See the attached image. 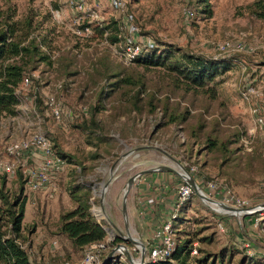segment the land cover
<instances>
[{"label":"rangeland","instance_id":"1","mask_svg":"<svg viewBox=\"0 0 264 264\" xmlns=\"http://www.w3.org/2000/svg\"><path fill=\"white\" fill-rule=\"evenodd\" d=\"M251 1L128 0L125 9L118 11L110 7L109 0H86L88 5H97L100 27H107L106 34L99 36L95 30L100 27L94 22H76L80 14L69 0H0L1 23L32 17L34 25L39 24L43 31L53 27L52 63L37 64L30 73L33 82L19 86L14 115L0 114V163L14 165L12 174L0 172L6 189L13 192L22 182V162L17 165L6 151L12 141L41 132L66 163L54 181V190L31 192L22 183L25 204L20 245L32 264L80 257L82 250L71 248L56 227L59 215L73 207L68 190L76 184L86 187L92 196L87 200L90 214V208L99 209L98 214L94 211L97 217L104 215L123 233L127 225L130 237L143 244L144 236L135 231L129 216L124 226L123 187L132 173L164 164L182 175L178 167L184 169L210 199L220 200L224 188L243 199L244 208L253 209L245 215H222L209 207L218 206H208L192 192L177 210L178 219L172 226L174 239L189 236L197 250L194 256L222 251L224 264H246V256L264 264V126L249 132L248 105L240 97L242 85L250 83L258 92L252 101L264 108V21L247 13ZM183 9L191 11L187 23ZM124 13L132 15L139 34L154 39L158 49L164 43L203 57L223 58L228 68L203 87L184 91L180 84H174L176 76L164 67L122 61L112 49L121 45L117 33ZM84 25H89V33L74 34L75 27ZM120 32L124 34L125 30ZM227 40H241L253 50L224 54L213 50L211 42ZM115 74L118 79L128 77L130 83L110 87L109 83L117 80ZM101 91L104 94L99 97ZM47 95H53L64 112L76 116L53 120L45 104ZM149 102L154 105L150 112ZM165 102L168 107L162 114ZM82 107L84 113L80 112ZM183 109L188 111L183 123L166 122L170 112L176 114ZM90 119L97 127L90 124ZM200 121L205 127L197 136L192 135L191 127ZM207 134L219 141H233L227 146L233 150L228 159L223 160L218 151L205 149ZM111 165L116 170L100 200L99 183L107 178ZM164 175L175 179V184L181 181L173 173ZM209 183L217 190L207 193ZM99 221L107 224L105 219ZM118 238L116 244L128 248L132 258L139 256L136 245Z\"/></svg>","mask_w":264,"mask_h":264},{"label":"trees","instance_id":"2","mask_svg":"<svg viewBox=\"0 0 264 264\" xmlns=\"http://www.w3.org/2000/svg\"><path fill=\"white\" fill-rule=\"evenodd\" d=\"M200 2L203 3L205 0H200ZM246 11L251 17L264 21V0H252L246 6ZM38 25H34L32 17H27L21 22H9L7 20L0 22V114L14 115L15 106L19 102L20 91L18 89L22 85V80L27 77L30 84L33 82L30 73L37 64L49 66L52 63L50 49L52 47L53 27L43 31ZM106 28L105 25L97 28L95 33L101 36ZM111 37L108 38L111 39ZM112 39L116 41L114 35ZM163 45L161 49L155 47L137 56L132 62L146 67L168 69L176 76L173 78L174 84H180L184 91L203 87L218 72L222 73L228 68V63L223 58H207L164 43ZM117 75L113 76L117 78ZM121 83H130L129 78H117V80L109 83V86L116 87ZM103 94L104 91H101L99 97ZM149 106L150 112L154 109V105L149 102ZM167 107L165 102L161 107L163 108L162 114L166 113ZM97 109L99 108L94 107L93 110ZM187 115L186 109L181 112L178 111L176 114L170 112L166 122L177 120L179 123H183ZM90 124L97 127V123L91 119ZM204 127V123L198 122L191 127L192 135L197 136ZM231 142L233 141L228 139L219 141L215 136L209 134L204 139L205 149L218 151L224 156L223 160L228 159V156L233 152L227 147ZM66 157L70 158L69 156ZM94 157L95 155L90 159H94ZM18 183L17 189L11 192L5 188L4 178L0 177V264H32L28 260L26 252L20 247V239H22L21 221L25 199L22 195V182ZM68 194L73 202V207L59 215L56 225L58 233L69 241L71 248L78 250H82L90 243L103 241L105 232L88 211L87 200L91 198L88 189L76 184L70 187ZM176 219H178V215L172 220V226ZM202 238L201 240H203ZM119 241L118 236H115L112 243L116 244ZM175 242L174 251L166 259L143 264H224L222 251L217 254L201 251V255H190L193 240L189 236L175 240ZM244 262L257 264L252 261L251 257L247 256Z\"/></svg>","mask_w":264,"mask_h":264},{"label":"built area","instance_id":"3","mask_svg":"<svg viewBox=\"0 0 264 264\" xmlns=\"http://www.w3.org/2000/svg\"><path fill=\"white\" fill-rule=\"evenodd\" d=\"M127 3L128 0H109L110 7L118 11H123ZM69 4L80 14L76 17V22L86 19L88 24L90 22H94V24L98 27L102 25V19L97 5H88L86 0H69ZM182 13L184 22L187 23V20L191 15V11L189 9H183ZM118 28L119 32L117 33V38L120 39L119 43L121 45L118 46L117 49H112V51L115 56L124 62H132L137 56L157 47L154 39L149 36L139 34L138 28L133 24L132 15L130 14L124 13L122 15V20ZM120 30H125V33L122 34ZM89 32V25L75 27L74 29V34L76 35L87 34ZM103 34L105 35L106 32L103 31ZM211 46L218 54L230 52H251L253 50L252 47L244 45L241 40L211 42ZM28 84L29 79L25 77L22 80V85ZM257 94L258 92L254 90L250 83L245 82L242 85L240 97L248 105L251 123L249 132H253L256 128L260 129L264 126V108L252 101V98ZM45 104L49 110L50 117L56 122H60L63 116L68 118L76 116L69 111L64 112L61 104L55 100L53 95H47L45 97ZM85 111L84 107L80 109V112L84 113ZM6 151L11 157H13L17 165L19 164V161L22 162L20 164L22 166V183L24 187L31 192L49 189L54 190V181L66 167L64 158H62L54 150L52 143L41 132H34L28 137L10 142L6 146ZM26 161H31L32 164L29 166L25 165ZM13 166V164L3 166L0 163V172L5 175L12 174ZM197 187L205 196H208L198 185ZM206 188L207 193L217 190V187L211 183L207 184ZM222 189V195L219 198L220 200H216L217 202L241 209L237 215H245L249 213V209L244 208L245 201L243 199L233 195L228 189ZM191 193V188L184 182L180 181L176 184L173 210L164 218V220L161 221V223H159L158 226L152 230V232L147 236L145 242L142 244L144 249V263L166 259L170 253L174 251L176 242L173 237L172 220L177 215L178 207L186 201ZM215 207H217V205ZM90 211L92 214L91 216L101 225L105 232L103 241L93 242L85 246L78 259L74 261H64L58 264H103L106 254L117 245L112 243L114 237L118 236L114 228L110 226L108 222L105 224L104 222L101 223L99 221V219H105V221H107L105 216L101 215L100 217H97L94 213L95 209L93 207L90 208ZM96 212L98 214V211ZM221 214L224 215L228 213ZM218 227L221 229V225L219 223ZM127 250L130 253L128 248ZM196 253L197 250L192 244L190 255L194 256ZM132 259L133 261L138 262L139 256ZM42 264L56 263L45 262ZM108 264H128V262L125 260L119 249H117L111 253Z\"/></svg>","mask_w":264,"mask_h":264},{"label":"crops","instance_id":"4","mask_svg":"<svg viewBox=\"0 0 264 264\" xmlns=\"http://www.w3.org/2000/svg\"><path fill=\"white\" fill-rule=\"evenodd\" d=\"M109 172L110 170H107V173ZM165 173L167 172L140 175L134 180L128 192L126 201L128 216L135 231L141 237L144 236V240L173 210L176 180L165 176Z\"/></svg>","mask_w":264,"mask_h":264},{"label":"water","instance_id":"5","mask_svg":"<svg viewBox=\"0 0 264 264\" xmlns=\"http://www.w3.org/2000/svg\"><path fill=\"white\" fill-rule=\"evenodd\" d=\"M114 165H111L108 168V171L111 170L113 168ZM153 170H159L162 172H170L173 173L175 175H177L182 182H184L185 184H187L192 192L201 199L202 202L206 203L208 206L209 204H216L218 206L217 209H214L213 207L209 206L211 209L218 211L219 213H230V214H238V212L241 209L238 208H234V207H230L227 206L221 202H217L214 201L212 199H210L209 197L205 196L197 187L196 183L189 177V175L185 172L184 169L183 172L185 173V176H182L180 173H178L177 171H175L172 167L164 164V165H154L152 168L149 169H142L139 170L135 173H132L131 175H129L125 181L124 187H123V192H122V204H121V210H122V216H123V222H124V226L126 225V221L128 220V212H127V195L128 192L134 182V180L139 177L140 175L149 172V171H153ZM113 174V170L112 173H107V179L103 180L102 182L99 183V193H98V197L100 198V200H102L103 194L105 193L110 180H112L113 178H111ZM264 205V204H263ZM250 211H253V209H249V213ZM107 220V219H106ZM107 222L109 223L110 226H112V224L107 220ZM113 227V226H112ZM114 228V227H113ZM114 230L116 231V233L118 234V236L124 240L130 241L132 242L134 245H136V247L139 249V261L135 262L133 261L130 253L128 252L127 248L123 245V244H117L113 249H111L105 257L104 263L103 264H108L109 262V258L110 255L113 251L119 249V251L121 252V254L123 255V257L125 258V260L128 262V264H143L144 263V249L143 246L139 247L135 241L133 239H131L129 236H125V227H124V233L116 228H114Z\"/></svg>","mask_w":264,"mask_h":264},{"label":"bare ground","instance_id":"6","mask_svg":"<svg viewBox=\"0 0 264 264\" xmlns=\"http://www.w3.org/2000/svg\"><path fill=\"white\" fill-rule=\"evenodd\" d=\"M178 167V166H177ZM179 168V170H181V172L183 173V175L182 176H185V173L183 172V170H182V168H180V167H178ZM112 170H113V172L115 171V165L113 166V168L110 170V172H109V174L110 173H112ZM214 206H216L215 204H213ZM95 211H98L99 213H100V211H99V209H97V210H95ZM125 236H129L130 237V234H129V231H128V227H127V225L125 226ZM131 238V237H130ZM132 239V238H131ZM134 240V239H133ZM135 241V243L139 246V247H141L142 246V243H140V242H138L137 240H134Z\"/></svg>","mask_w":264,"mask_h":264}]
</instances>
